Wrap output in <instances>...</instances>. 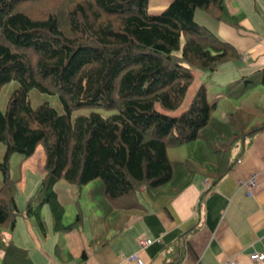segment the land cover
Listing matches in <instances>:
<instances>
[{"label": "trees", "instance_id": "1", "mask_svg": "<svg viewBox=\"0 0 264 264\" xmlns=\"http://www.w3.org/2000/svg\"><path fill=\"white\" fill-rule=\"evenodd\" d=\"M226 1L170 0L153 14L147 0H0V86L17 83L0 111V264H32L25 249L2 238L21 214L41 236L43 206L54 233L79 229L78 208L74 221L62 224L63 206L53 189L58 181L78 191L94 183L89 199L102 240L140 207L141 187L177 195L201 176L212 189L230 171L241 145L264 128L261 107L237 106L217 117L216 102L199 82L187 106L170 114L183 102L193 71L209 76L221 63L242 59L193 17L201 8L216 22L239 28L243 14L231 12ZM258 85H264V65L227 82L223 96L237 101ZM32 88L56 93L63 112L47 102L32 107ZM82 107L115 112L103 117L91 111L71 120V111ZM38 145L42 179L21 211L15 202L19 178H10L8 159L17 153L24 160ZM179 145L187 146L186 156L169 158L167 149ZM198 229L189 227L166 247L163 264L180 263Z\"/></svg>", "mask_w": 264, "mask_h": 264}, {"label": "crops", "instance_id": "2", "mask_svg": "<svg viewBox=\"0 0 264 264\" xmlns=\"http://www.w3.org/2000/svg\"><path fill=\"white\" fill-rule=\"evenodd\" d=\"M227 7L231 12H241L231 3ZM213 31L242 54V59L235 61L240 74L234 79L264 65V21L255 13L250 12V18L243 14L239 28L216 22ZM257 87L251 90L257 93L253 95L254 106L249 108L245 94L235 107L257 110L259 106L264 111V85ZM239 148L240 145L233 152ZM241 149L234 166L212 189L210 181L201 176L177 195L147 192L141 187L137 191L140 207L128 216L120 231L116 232L113 225L102 240L97 239L99 230L93 224L97 218L90 219L87 236L71 238L52 229L51 234L47 228L45 236H41L21 214L16 218H23L18 224V244L12 238L16 220L10 241L27 251L32 264H80L82 254V264H134L128 260L133 254L143 264H163V250L186 229L198 224L199 229L189 237L178 264H264L248 258L251 253H264V128ZM251 175H255L256 187L252 196H247L241 184ZM139 240H150L151 244L141 249Z\"/></svg>", "mask_w": 264, "mask_h": 264}, {"label": "rangeland", "instance_id": "3", "mask_svg": "<svg viewBox=\"0 0 264 264\" xmlns=\"http://www.w3.org/2000/svg\"><path fill=\"white\" fill-rule=\"evenodd\" d=\"M169 2L170 0H147V11L153 14L159 13ZM226 2L228 4L231 3L234 7H236V10L241 11L246 17L250 18V12H253L264 21V0H227ZM193 17L197 23L208 27L212 32H214L213 30L216 21L203 9L196 8L194 10ZM236 74L239 75L240 73L236 69L235 61H225L221 63L218 66V70L209 76H207L200 70L193 71V79L187 88L183 102L176 110L172 111L170 114L177 115L183 108H185L189 102L195 85L199 82H205L207 85L206 90L208 100H214L216 102V108L213 114L217 117H222L225 111L231 110L232 107H235L237 105V103H235L236 101H227L223 96V87H225V83L233 80ZM16 86L17 83L15 81H9L0 86V111L4 112L8 96L10 95L12 90L16 88ZM255 89L257 90V92L260 91L259 87ZM256 90H253L252 92L251 90H248L246 92L247 96L245 97L246 99H249V102L247 104L249 108L251 106H254L252 102H255V97L253 98V95H257ZM217 93H219V95H216ZM27 97L32 107H35L41 102H47L52 107H54L58 113L63 112L62 106L56 93L39 92L37 89L32 88L28 91ZM91 111H96L103 117H106L115 112L114 110H105L101 108L82 107L72 110L70 113V119L72 120L76 115L79 114H88ZM191 144L193 143H190L189 146ZM187 149L188 148L186 145L170 147L167 149V154L171 159H182L186 156ZM4 150L5 145L3 143H0V161H2ZM42 159L43 152L40 145L35 148L31 156L27 157L24 160H20V154L17 153H12L9 156V176L11 179H16L17 176L19 178V181L15 184V202L17 208L21 211L24 209L27 200L35 194L37 186L42 179ZM195 178L197 179L198 176H195ZM1 180L2 174L0 171V183ZM93 186L94 183H91L87 187L78 191L74 186H71L64 181H58L53 187L57 195V199L62 204L64 209L62 219L63 225H69L74 221L77 208L81 212V226L79 227V229H74L73 231L67 233L69 236H71V238H78L81 234L87 236V234L89 233L88 227L90 219H95L99 216L98 212L93 208L92 201L89 199V190ZM41 216L45 222V228H47V232H49L50 230V233L53 234L51 232L49 217L50 215L47 206H43L41 210ZM21 219L23 220V218L16 219L17 225L14 233H12V238H15V242H18V240L16 239H18V237L20 236L18 224L22 222ZM9 235L10 233L6 231L2 232V238L5 243L11 242ZM55 236H57V234Z\"/></svg>", "mask_w": 264, "mask_h": 264}, {"label": "built area", "instance_id": "4", "mask_svg": "<svg viewBox=\"0 0 264 264\" xmlns=\"http://www.w3.org/2000/svg\"><path fill=\"white\" fill-rule=\"evenodd\" d=\"M244 189H245V194L247 196H252L253 190L256 187V180H255V175H251L249 179H247L245 182L241 184ZM151 244L150 240H139L138 241V246L139 248H145ZM249 260L255 263L264 261V253H251L248 256ZM130 261H132L134 264H143V262L139 259V257L136 254H133L132 256L129 257Z\"/></svg>", "mask_w": 264, "mask_h": 264}]
</instances>
